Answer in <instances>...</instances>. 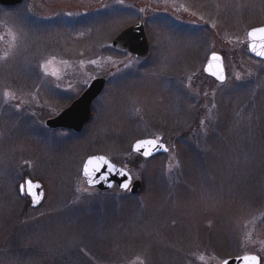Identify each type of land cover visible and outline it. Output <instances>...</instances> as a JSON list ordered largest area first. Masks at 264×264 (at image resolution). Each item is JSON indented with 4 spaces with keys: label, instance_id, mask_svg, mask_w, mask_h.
I'll return each mask as SVG.
<instances>
[{
    "label": "rangeland",
    "instance_id": "374dc122",
    "mask_svg": "<svg viewBox=\"0 0 264 264\" xmlns=\"http://www.w3.org/2000/svg\"><path fill=\"white\" fill-rule=\"evenodd\" d=\"M139 21L144 64L111 47ZM262 26L264 0L0 8V264H221L264 251V62L247 50ZM215 52L222 84L203 72ZM70 79L108 80L79 140L44 127L69 99L49 85ZM144 139L168 153L137 156ZM93 155L128 170L141 193L87 188ZM27 179L45 190L37 210L19 193Z\"/></svg>",
    "mask_w": 264,
    "mask_h": 264
},
{
    "label": "water",
    "instance_id": "95a60500",
    "mask_svg": "<svg viewBox=\"0 0 264 264\" xmlns=\"http://www.w3.org/2000/svg\"><path fill=\"white\" fill-rule=\"evenodd\" d=\"M23 2H24V0H0V6L3 8H15V7L20 6ZM262 27H264V26H262ZM247 43H248L249 54L253 58H255L261 62H264V57H259L254 52L251 51L250 38H249L248 34H247ZM112 45H113V48L115 50L120 51L122 53H130V54L134 55L138 60H141V61L147 60L149 58V55H150V44H149V41H148V38H147L143 24H136V25H133V26L125 29L124 31H122L113 40ZM212 55H210L208 60H207V63L204 67V73L208 77H211L214 80H216L217 82L224 83L226 80V74H225V69L223 66L222 56L216 54V55L220 56L221 59L219 61H215L212 59ZM221 67L223 69V74L225 76V80L223 82H221L217 78V76H214L212 74L213 72L219 73ZM104 86H105V80L104 79H95L92 82V84L90 85L89 89L86 91V93L77 102H75L67 111L63 112L57 118H55L53 120H49L47 122V126L49 128H61V127H63V128H68V129L75 130V131H81L83 126L89 120L91 103L101 94ZM83 107L85 108L84 112L83 113L81 112V115H78V112L80 113L81 110L83 111ZM144 140H155V139H144ZM139 141H141V140H139ZM156 141L159 145H161V147H159V148L153 147V148L147 149V150L152 152V155H150V156H145L143 154L144 150H141V152L135 151L134 146L138 141H136L133 144L132 152L134 154H137V155L145 158V159H151V158L158 157L160 155L167 154L169 151L167 146L161 140H156ZM165 149H167V150H165ZM96 156H100V155H96ZM87 160L85 161L84 165L86 164ZM110 163L112 165H114L111 161H110ZM84 165H83V167H84ZM83 167H82V172H81L82 179H83L86 187L89 189H96L100 192H107V191L111 190L114 186H117L121 192L129 191V193L131 195H134V196L139 195L142 191L141 181L137 180V181L133 182V178H132L130 172L128 170L121 168V167H118L115 165V170H110L107 168L104 169L103 171H104V174L107 176V182H104L103 178H101L100 182L94 183L92 185L87 183V180H86L85 176L83 175ZM120 170H123V172H126L129 174L128 178L131 179V184H130L129 190H123L120 187V185L122 183L128 182L126 177L124 175L120 174ZM34 183H37V184L42 186V184L39 182H34ZM108 184H111L112 187H109ZM39 191H41L43 194V199H41L39 204L33 203L32 197H30L29 195L26 194L27 197L30 199L31 208L33 210L39 209L43 205L44 200H45V191H44L43 186L41 189H39ZM20 194L24 195L25 193L20 192ZM228 261H229V264H244V262L241 258L231 259Z\"/></svg>",
    "mask_w": 264,
    "mask_h": 264
},
{
    "label": "snow or ice",
    "instance_id": "6c2138e0",
    "mask_svg": "<svg viewBox=\"0 0 264 264\" xmlns=\"http://www.w3.org/2000/svg\"><path fill=\"white\" fill-rule=\"evenodd\" d=\"M248 36L250 38L251 51L254 52L259 57H264V27L253 28L251 31L248 32ZM13 39H15V37ZM212 59L215 61H219L221 57L214 53L212 55ZM212 74L214 76H217V78L221 82L225 80L222 67L219 73L213 72ZM153 147L159 148L161 147V145H159L156 140H141V141H138L134 146L135 151L137 152H141V150H144L143 154L145 156L152 155V152L147 149L153 148ZM106 168L110 170H115V165H112L110 161L104 156L90 157L83 167V175L85 176L87 183L90 185L94 183H98L100 182L101 178H103L104 182H107V176L104 174V171H103ZM120 174L124 175L126 179L128 180L127 183H122L120 187L123 190H129L130 184H131V179L128 178L129 174L126 172H123V170H120ZM108 186L112 187L111 184H108ZM41 188H42L41 185L34 183L31 179H28V180H25L24 183L19 186V191L21 193H25L29 195L30 197H32L33 203L39 204L41 199H43V194L41 191H39V189ZM241 259L243 260L244 264H261L260 258L254 255L253 256L246 255L242 257ZM223 264H229V261L224 260Z\"/></svg>",
    "mask_w": 264,
    "mask_h": 264
},
{
    "label": "flooded vegetation",
    "instance_id": "af4514ba",
    "mask_svg": "<svg viewBox=\"0 0 264 264\" xmlns=\"http://www.w3.org/2000/svg\"><path fill=\"white\" fill-rule=\"evenodd\" d=\"M3 9V8H2ZM10 9V8H9ZM100 9H103V8H100ZM7 10V9H6ZM136 24H143V26H144V29H145V25H146V23L145 22H143V21H139V22H137ZM136 24H134V25H136ZM133 26V25H132ZM129 27H131V26H129ZM129 27H127V28H129ZM126 28V29H127ZM124 31V30H123ZM122 32V31H121ZM120 32V33H121ZM145 32H146V30H145ZM119 33V34H120ZM118 34V35H119ZM117 35V36H118ZM146 35H147V33H146ZM116 36V37H117ZM115 37V38H116ZM114 38V39H115ZM148 38V37H147ZM113 39V40H114ZM113 40H112V42H113ZM149 41V40H148ZM112 42H111V47H112V49L115 51V52H117V53H119V54H123V55H130V56H132V57H134L137 61H139L140 63H142V64H144L145 62H147L149 59H150V57H151V49H150V55H149V58L147 59V60H145V61H141V60H138L134 55H132V54H130V53H122V52H120V51H117V50H115L114 48H113V45H112ZM110 47V48H111ZM212 54H214V53H212ZM211 54V55H212ZM215 54H218V55H220V56H222V59H223V66H224V56L221 54V53H219V52H215ZM209 58V57H208ZM208 60V59H207ZM206 63H207V61H206ZM206 65V64H205ZM224 69H225V66H224ZM203 72H204V69H203ZM205 74V73H204ZM225 74H226V70H225ZM206 75V74H205ZM207 76V75H206ZM211 79H213V78H211ZM95 80V79H94ZM94 80H92V81H87L86 83H82L80 80H61L60 82H56L55 84H51V85H49V87H50V89H51V91L53 92V94H54V97L56 96V95H61V94H68V96H69V99L66 101V103L64 102V103H62V104H60L59 106H58V111L56 110V112L57 113H55V114H53L47 121H46V123H45V129H47V130H49L50 132H52V133H61V134H64V135H66V136H70V137H72V138H76V139H78L79 140V138H81V136L86 132V130L88 129V127H89V125L91 124V121H92V118H93V113H94V111H95V104H96V102L98 101V99L100 98V96L103 94V92L106 90V88H107V84H108V80H106V79H104L105 80V86H104V88H103V90H102V92H101V94L91 103V105H90V114H89V120H88V122L83 126V128L81 129V131H75V130H71V129H68V128H63V127H61V128H49L48 126H47V122L49 121V120H53V119H55V118H57L58 116H60L63 112H65V111H67L75 102H77L85 93H86V91L89 89V87H90V85L92 84V82L94 81ZM214 80V79H213ZM215 82H217L216 80H215ZM225 82H226V80H225ZM224 82V83H225ZM218 83V82H217ZM222 84V83H221ZM77 88V89H76ZM58 99V98H57ZM49 105H51V104H49ZM85 107V106H84ZM83 107V111L81 110L80 111V113L78 112V115H81V112L83 113L84 112V108ZM53 112V111H52ZM93 156H95V155H93ZM91 157V156H90ZM89 158V157H88ZM142 158V157H141ZM149 160H152V159H149ZM114 188H116V189H118V187L117 186H114L111 190H113ZM110 190V191H111ZM119 190V189H118ZM120 191V190H119ZM107 192H109V191H107ZM127 192V191H126ZM21 195V194H20ZM21 196H24V197H26V198H28L27 197V195L26 194H24V195H21ZM45 199H46V194H45ZM28 200H29V198H28ZM30 201V200H29ZM44 202H45V200H44ZM44 204V203H43ZM257 256V257H259L260 258V262H261V264H264V251H262V250H257V251H255V252H252V253H245V254H239V255H234V256H231V257H228V258H225L224 260H231V259H239V258H242V257H244V256ZM224 260L221 262V264H223V262H224Z\"/></svg>",
    "mask_w": 264,
    "mask_h": 264
}]
</instances>
